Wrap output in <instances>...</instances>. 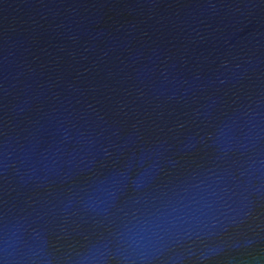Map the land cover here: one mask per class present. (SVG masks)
I'll return each mask as SVG.
<instances>
[{"label":"water","instance_id":"obj_1","mask_svg":"<svg viewBox=\"0 0 264 264\" xmlns=\"http://www.w3.org/2000/svg\"><path fill=\"white\" fill-rule=\"evenodd\" d=\"M0 264H264V0H0Z\"/></svg>","mask_w":264,"mask_h":264}]
</instances>
